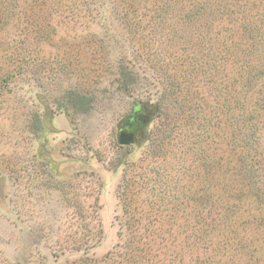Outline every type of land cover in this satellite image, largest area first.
I'll use <instances>...</instances> for the list:
<instances>
[{
	"label": "rangeland",
	"instance_id": "1",
	"mask_svg": "<svg viewBox=\"0 0 264 264\" xmlns=\"http://www.w3.org/2000/svg\"><path fill=\"white\" fill-rule=\"evenodd\" d=\"M262 29L264 0H0V264H264V177L214 75ZM135 104L148 139L120 146Z\"/></svg>",
	"mask_w": 264,
	"mask_h": 264
},
{
	"label": "trees",
	"instance_id": "2",
	"mask_svg": "<svg viewBox=\"0 0 264 264\" xmlns=\"http://www.w3.org/2000/svg\"><path fill=\"white\" fill-rule=\"evenodd\" d=\"M204 1L207 2V0ZM195 5L196 7L192 9H194V14L196 13V16H198V13L200 14L205 10L206 4L204 2H197ZM217 14L223 16L222 19L226 22L234 23V21L230 18V16H234V13L230 10H222V12ZM260 17L261 16L259 15V18ZM250 19L251 18L249 16H245V20L249 21ZM261 22L262 18H260V24ZM262 30L263 32H259L258 30V37L256 36L255 38L257 42L254 45L258 43V47H255V60L249 62L243 61L246 62V65H243L242 61L238 60L239 57H236V55L226 57V50H228L230 46L226 43V41L223 42L221 50L218 52L222 53L221 58L224 59V61L229 62L235 67L229 71L231 76L229 74L224 75L226 81L222 80L223 78L217 73L214 74L216 71L215 65H212L211 68L208 66V69H211V73L217 76L216 78L220 77L215 80V84L216 86H221L220 92L224 94V99L228 103H237L238 109H241V111H244L245 113V133L241 149L243 151L241 158L243 159V164L245 161L248 162L247 165L245 164L246 167L244 170L249 185L257 184V178L264 177V154L257 152L256 146H259V140L255 137V133H262V131H264V29ZM239 45L243 47L241 42H239ZM193 70L195 72V69ZM188 72L191 73L192 71L186 70L185 68L181 69L180 77L183 78V75L188 74ZM177 92L179 93H177V97L180 95V99L177 101L179 106L182 107L185 105V102H190V100L186 101V99L183 98L185 93L184 88L177 87ZM42 120V124H45L47 121L45 113H43ZM44 143L45 138L41 135L39 137L38 149L40 153L45 152ZM249 157H252L251 160L248 159ZM257 158H260L261 163H258ZM50 169L53 173H56L58 170L57 164L55 166L51 165ZM256 194L260 196V200L257 203L260 209L261 198L263 195L260 192Z\"/></svg>",
	"mask_w": 264,
	"mask_h": 264
},
{
	"label": "flooded vegetation",
	"instance_id": "3",
	"mask_svg": "<svg viewBox=\"0 0 264 264\" xmlns=\"http://www.w3.org/2000/svg\"><path fill=\"white\" fill-rule=\"evenodd\" d=\"M149 109H150L149 105H145V104L134 105L129 115H133L135 117L129 118L128 115L126 118H124V120L121 122L118 128L125 129L126 131L129 132H133L135 135L134 137L139 138L140 135L148 128V126L145 127V122L148 118H150V114L148 112Z\"/></svg>",
	"mask_w": 264,
	"mask_h": 264
},
{
	"label": "water",
	"instance_id": "4",
	"mask_svg": "<svg viewBox=\"0 0 264 264\" xmlns=\"http://www.w3.org/2000/svg\"><path fill=\"white\" fill-rule=\"evenodd\" d=\"M150 109H149V114H150V118H148L145 122V127L149 126V124L151 123L155 113H156V106L155 105H149ZM137 113V112H136ZM135 113V114H136ZM135 116L133 115H129V118H134ZM127 120V119H126ZM134 133L133 132H129L126 131L125 129H117V143L120 146H127L130 144H133L135 146H141L143 145L147 139H148V131L145 130L139 138H135L134 137Z\"/></svg>",
	"mask_w": 264,
	"mask_h": 264
}]
</instances>
